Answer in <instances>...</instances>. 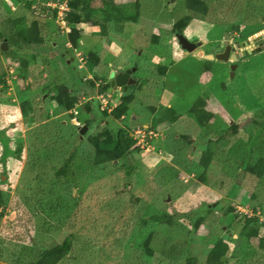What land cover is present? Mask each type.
<instances>
[{
  "label": "rangeland",
  "instance_id": "374dc122",
  "mask_svg": "<svg viewBox=\"0 0 264 264\" xmlns=\"http://www.w3.org/2000/svg\"><path fill=\"white\" fill-rule=\"evenodd\" d=\"M140 1L138 21L126 22L122 31L116 30L110 23L107 24L106 34H102L97 25L82 24L77 47L68 41V30L56 22L47 9L42 10L39 3L32 5V11L26 10L21 3L9 0L1 7L4 12L8 7L10 15L37 19L44 36L43 44L33 45L25 55L28 60L27 78L19 76L17 60H13L10 54L4 56L0 53V74L5 73L9 84V88L0 86V108L5 105L4 110H0V137L8 141L11 147H22L20 159H12L3 172L0 170V187L6 192V205L1 209L0 218L1 264H10L15 258L19 251L18 243L28 241L33 242L36 248L45 247L66 235V225L59 230L52 224L41 228V223L46 219L45 214L40 211L35 215L36 208L35 213L31 210L37 205L38 199L45 197V202H57L61 194L65 197L61 200L64 202L73 197L79 198V201L87 199L82 215H89L94 209L91 208L92 198L86 192L93 188L99 191L97 199L103 203L101 212L110 208L117 215L118 209L125 205L131 216L134 215L133 222L120 223L121 227L117 229L114 227V235L121 243L118 246L110 243L102 250L101 247L86 250L83 241L78 240L79 230L76 228V240L68 256L72 262L66 260L63 264H185L187 257H195L196 264H204L216 236L224 238L229 246L225 264H264V257L256 258L254 254L259 236L264 237V224L260 227L259 236L248 241L238 235L242 225V216L239 217L238 213L257 215L259 222L264 223V178L257 179L247 173L239 175V153L237 146L234 148L235 145H232L234 141L235 144H239L238 141L246 142L248 135L244 131V122L249 119L251 110L261 105L264 46L241 56L231 75L230 64L225 61L206 59L192 52L186 54L180 47L172 23L186 12L183 0H174L172 7L168 0ZM226 1L229 2L222 7L212 6L207 17H192L181 32L189 41H201L200 50L204 54L217 53L226 34L241 44L246 40L253 42L264 33V28H255L256 22L264 19L263 11L257 12L252 19L247 17L241 20L236 28L232 25L237 19L230 10L231 0ZM246 11L251 13L248 7ZM152 34L157 35V40L152 39ZM2 42L0 39V45ZM63 46L68 50H62ZM32 53L36 54L35 59L31 57ZM90 53L97 59L91 69L85 64ZM206 60L211 63L210 70L205 68ZM159 63L167 66L165 74L159 73L156 66ZM127 67H135V79L143 82L145 77L148 82L140 87L136 85L135 101L129 106L130 115L128 119L125 118V122L134 114L136 121L152 124L158 109L165 105H171L180 115L173 123L157 124L153 130L157 133L156 138H151V146L144 149L139 144L140 149L133 150L127 157L125 164L134 165L129 180L125 179L122 160L102 164L91 162L83 167V162L89 160L88 154L93 149L85 135L100 127L95 125L86 128L82 135L77 134L78 125L81 124L75 122L70 111L53 105L42 90L43 85L57 81L76 93L80 78L87 81L85 79L96 75V82L108 81L110 70ZM14 80L19 90L13 87ZM97 90L96 87L95 92L87 97L80 96L79 103L90 99L97 119H100L96 104L103 108L107 106L110 110L119 102L122 92L116 89L111 93L101 92L100 95ZM198 97H207L206 109L215 113L204 126L189 113V108ZM25 99L33 104L34 109L24 117L20 103ZM104 99H108L109 103L104 104ZM73 113L77 111L73 110ZM233 121L239 123V130L231 138L224 129ZM117 122L124 127L123 121ZM139 129L141 133L146 132L142 127ZM54 131H58L61 136L58 141L62 149L58 153L52 148L42 149L43 141L54 144L55 137H49V133ZM129 133L140 138L138 132L135 134L129 130ZM182 134L188 135L191 140V144H184L185 148L181 145ZM221 134L223 138L219 142L225 143L226 152L214 162L218 165H211L207 171L209 184L203 183L198 178L203 172L198 162L200 150L205 147L207 136ZM179 148L182 151L178 155L176 150ZM35 149L37 152L33 153ZM72 152L76 156L72 167L78 181L77 187L69 182L60 184L53 174V167H59ZM36 155H39V164L31 169ZM184 157L188 163H183ZM78 166L82 169H78ZM115 182L118 183L117 187L114 186ZM115 188L119 194L112 196ZM80 190L86 194L80 195ZM125 191L127 194L122 193ZM140 191L143 194H139L140 199H137ZM229 203L235 206L230 215L237 214L232 221L228 217L223 219L221 215ZM206 205L217 208L207 212L200 226L192 230L186 221L189 222L195 214L203 213ZM164 212L175 214L172 225L149 221L146 226H141L139 223L141 216L148 218L151 214ZM64 215L65 221H69L70 216ZM103 217V213H98L95 222ZM94 219L88 222L89 227L95 230V223H91ZM110 220L106 223L109 229L114 222ZM150 229L153 231L150 242L152 255H147L133 242L126 244V238H133L132 231L139 232L140 235L134 236L139 242ZM82 249L84 259L74 263V257Z\"/></svg>",
  "mask_w": 264,
  "mask_h": 264
},
{
  "label": "trees",
  "instance_id": "16d2710c",
  "mask_svg": "<svg viewBox=\"0 0 264 264\" xmlns=\"http://www.w3.org/2000/svg\"><path fill=\"white\" fill-rule=\"evenodd\" d=\"M6 1L7 0H0V26L2 27V29L0 30V39L6 42L7 48L3 50L0 47V53L4 56H8L10 54L13 60H17L16 69L19 72V76L27 78L28 60L26 59L27 57H25V55L30 52L29 48L33 45L38 46L43 44L44 36L41 32L40 22L37 19L33 18L31 20H28L25 15H10L8 14L10 10L8 7L5 9V12L1 11V7H3L4 4L7 3ZM9 1L21 3L28 11H32V5L37 2L39 3V7L42 10L47 9L48 12L51 13L53 19H55L56 17L57 9L52 8L47 4L48 2L56 0ZM183 1L186 7V12L182 17L176 19L172 23V30L174 33H181L183 28L188 24L192 17H207L209 16L208 14L212 6L215 5L219 8L229 2L226 0ZM66 3L68 6V11L66 12L65 20L67 26L69 27V31L66 35L68 41H70L71 45L74 47L78 46V39L80 38L82 32V24L97 25L102 34H106L107 24L110 23L113 24L116 30L122 31L123 26L126 22L138 21L141 9L140 0H66ZM230 3L232 5V8L230 9L232 11L231 13H233L232 15H234L237 19L234 24L232 23V25L236 28L238 27L241 20H244L247 17L252 19V17L255 16L257 12H264V0H231ZM247 7L251 10V13H248V11H246ZM258 23L256 22L255 28H264V19ZM157 38L158 37L156 34H152V39L154 41L157 40ZM64 49L68 50L65 46H63L62 50ZM35 56V53L31 54V57L33 59H35ZM96 60V56L93 53H90L88 55V58L86 59L85 64L89 69H91L96 64ZM12 63L14 64V62ZM156 66L158 67L160 74H165V71L167 70L166 65L159 63ZM205 68L206 70H210L211 68V63H209V61L207 60ZM262 70L264 71V67L262 68ZM4 75V72L0 74V86L9 88V84L6 82L7 80L5 79ZM85 80L87 81H84V79L80 78L79 81H77L76 93H79V96L78 94L72 92L70 87H68L64 83H59L57 81H51L50 83L43 85L42 90L44 94L48 96L49 101L53 105L62 107L65 110L70 111V116L74 117L78 124H85L87 128H92L95 125H98L100 127L99 130L94 132H87L85 135L87 141H89L93 149L88 154V158L91 161H84L83 167H85L86 163L90 165L91 162L93 164H102L106 162L122 160L124 162L123 173L125 175V179L129 180L134 170V165L125 164L127 163V157L133 150L137 151L140 149L138 144H136V139H134L129 134V130H133V127L129 125V121L125 122V118L128 119L130 115L129 106L132 102L135 101L136 96L134 92L136 84H127L123 89H121L122 94L119 97V102L109 111L107 110V107L103 108L97 103L96 108L101 115L99 117L100 119H97V115L95 114L94 107L91 105L90 99L79 103V97H87L91 93L93 94L96 87L100 92H106L109 83L107 81L96 82V80H98V77L96 75L93 78ZM138 82L142 86L148 81L144 77L143 82ZM12 83L13 87L16 88V90L20 89L15 80L12 81ZM260 96L262 100L261 105H256V107L254 108L252 107L253 110H251L249 119L244 122V131L248 135L246 142L238 141L240 143L235 144V141L232 139V141H234L232 145H235L234 148L237 146L236 150H238L237 152L239 153V157L237 159V165L240 170L239 175L247 173L256 177L257 179L264 178V85L262 87ZM4 106L5 105H2V107L0 108L1 111L4 110ZM206 106L207 97H198L189 108V113L192 114L196 121L202 126L207 124L215 116V113L206 109ZM33 109V104L29 100L25 99L21 101L20 110L24 117L27 116V114ZM151 109L153 110L154 106H152ZM73 110H76L77 113L74 114ZM179 116V113L176 111V109L171 107V105H165L158 109L157 115H155L152 124L147 123L146 127L143 125L141 126L145 130H155L157 124L173 123L179 118ZM117 120L123 121L125 123L124 127L121 126V124L118 123ZM75 126L78 127L77 125ZM238 130L239 123L233 121L228 125L226 129H224V132L232 138V136H234ZM78 133L79 130H77V134ZM49 137L51 139L55 137L54 144H50V142L45 143L43 141L42 149L48 150L52 148L53 150H57L56 152L58 153L59 149H62V144L59 145V138H61L59 132L54 131L53 133H49ZM180 138L183 142L181 143L182 146L184 144H191V140L189 139L188 135L182 134ZM221 138H223L222 134L216 135V137L215 135L207 136L205 139V147L201 148L200 150L198 162L202 167L203 172L198 175V178L203 183L209 184L208 180L206 179L207 171L210 170L211 165H218L214 162H216L218 156L226 152L225 143L219 142ZM57 145L59 146L57 147ZM21 149V145L11 147L8 141L6 142V140H3V138L0 137V170L2 172L5 170L6 166H9L12 163V159H20L19 153ZM181 151L182 149L179 148L178 150H176V153L179 155L181 154ZM35 152H37V149H35L33 153ZM75 157V152H72L70 155L64 158L59 167H53L54 178L60 184L69 182L71 185H73V187H77L78 181L75 177V173L72 167ZM35 158L36 159L33 160V165H31V169L39 164V155H36ZM188 162V159L184 157L183 163ZM41 165H43V163H41ZM78 169H82V167L78 166ZM0 182H2L1 177ZM117 184L118 183L115 182L114 186L117 187ZM115 190L116 188L114 189V192L111 193L112 196H114L113 194H119ZM83 191L84 190H80L79 194L84 195L87 193V195L92 198L90 200L92 204L91 208L94 209V212L91 213L92 215H82V211L84 210L83 207L87 199H80L79 201V198L76 199L75 197H73V199L64 202V200L61 201L65 198L62 196V194L58 195L59 197L57 202H53L49 199V201L45 202V197L43 199L41 198L40 200L38 199V201L35 203L37 205H34V208L31 210L35 213L34 210L36 208L37 213H35V215H37L40 211L45 214L44 217L46 219L41 223V228H43V226L52 224L59 230L61 227L66 225V235H63L61 240L45 247L40 246L36 248L33 242L28 241H26L25 243H18V254L10 262V264H63V262H65L66 260L67 262H72L68 256L73 249L74 240H76V228L79 230L77 234L79 236L78 240L83 241L82 245L86 248V250L88 249L89 251H92L95 250L96 247H101L100 250H102V248L108 247L110 243L118 246V243L120 241L117 237H115L113 228L115 227L117 229L118 227H121L122 223L128 224L130 221L133 222L132 220L134 218V215L131 216L132 214H130L128 211L129 208H127L125 205H122L123 207L120 208V210L118 209L117 215H115L114 211L110 208H106L104 212H101V205L103 203L101 200L99 201L97 199V195H99L98 189L93 188L86 193H84ZM122 193L127 194L126 191ZM122 193H120V196L122 195ZM141 193L142 191L137 193V199H140L139 194ZM133 194L131 195L133 196ZM231 196H234V194ZM130 198L131 197H129V199ZM5 205L6 192L0 187V218L2 216L1 209L4 208ZM204 207L205 209L203 213L195 214L191 217L189 222L186 221L188 224L190 223L191 228L194 231L203 222L206 213L211 212L217 208L213 207L212 205H206ZM234 207L235 206L229 203L221 212L222 218L226 219L228 217L230 221H232L237 215H230L231 212H233ZM58 212H60L59 215ZM98 213H103L104 217L102 220L95 222V217L96 215H98ZM64 214H67V217L70 216L69 221H65ZM238 214H240L239 217L242 216V225L238 232V235L246 241L250 240L252 237L259 236L260 227L264 223L259 222L257 215L247 216L245 213ZM174 215L175 214L165 212L154 213L151 214L148 218L141 216L139 218V223L141 226H146L149 221L154 224L172 225L174 222ZM81 218H83L82 221H80ZM91 219H94L93 221H91V223H95V230L92 227H89L90 223L88 221ZM110 219H113L114 222L109 229V225H106V223L110 222ZM228 225L229 223L227 224V226ZM134 232L135 231H132L133 238H131V236L126 238L128 240H126V244H129L128 242H133L137 247H141L147 255H152L153 249L150 247V242L153 239V231L150 229L145 232L142 240H139V242H137V240L134 238V236H137L139 232ZM263 248L264 237L259 236L258 245L254 248V254L256 258H259V256H262V258L264 257V253H262ZM228 249L229 246L224 238H222L221 236H216L212 242V246L209 248L206 254L204 264H225ZM82 252L83 249L74 257V259L72 258L74 260V263H77L81 259H84L82 256ZM185 264H196V258L187 257L185 260Z\"/></svg>",
  "mask_w": 264,
  "mask_h": 264
},
{
  "label": "water",
  "instance_id": "95a60500",
  "mask_svg": "<svg viewBox=\"0 0 264 264\" xmlns=\"http://www.w3.org/2000/svg\"><path fill=\"white\" fill-rule=\"evenodd\" d=\"M169 1V6L172 7L174 0H168ZM177 37V41L182 49H184V53H190L192 52L193 54L203 56L206 59H217L221 61H228L230 60L232 64L230 65L231 68V75H233V69L235 68V62L237 58L242 55V53L238 54L237 56L231 55L229 56L230 52V44H229V38L230 36L228 34L225 35L223 38L224 42L226 43L225 49L221 52H217L214 54H204L203 51H201L198 47L201 45V41H196V42H191L189 41L182 33H176L175 34ZM246 42H243L241 44H236L237 47H241ZM1 49L5 50L7 48L6 42L3 41L0 45ZM235 48V46L232 47V49ZM245 54V53H243ZM135 69L133 68H127L125 70H121L118 72H115L114 70H111L109 73V86H108V91L115 90L117 88H124L127 84H137V80L131 77V72ZM140 87V85H138ZM136 116L134 114L131 115L130 117V125L131 126H137L140 125L141 123L136 121ZM87 126L83 124L79 128V133L82 135L84 131L86 130Z\"/></svg>",
  "mask_w": 264,
  "mask_h": 264
},
{
  "label": "built area",
  "instance_id": "2783aa9c",
  "mask_svg": "<svg viewBox=\"0 0 264 264\" xmlns=\"http://www.w3.org/2000/svg\"><path fill=\"white\" fill-rule=\"evenodd\" d=\"M47 4L51 6L52 8L57 9L56 17H55L56 22H58L62 27L68 30V28L66 27V20H65V15H66V12L68 11L66 0L51 1V2H48ZM104 100H105L104 104L108 103V99H104ZM134 132L135 134L136 132L140 134V138L135 137V135L133 134L132 136L136 139V143L140 144V147L144 149L145 148L148 149V147L151 146L148 139L151 138L152 136H156V133L152 131H148V133L147 132L141 133L140 129H135Z\"/></svg>",
  "mask_w": 264,
  "mask_h": 264
},
{
  "label": "flooded vegetation",
  "instance_id": "af4514ba",
  "mask_svg": "<svg viewBox=\"0 0 264 264\" xmlns=\"http://www.w3.org/2000/svg\"><path fill=\"white\" fill-rule=\"evenodd\" d=\"M232 37H230V40H229V44H230V52H229V56L231 55H234V56H237L238 54L242 53V55H240L235 62V66L237 64V61L240 60V57L243 56L244 54L243 53H248V52H252L254 51L255 49H257L259 46H264V33L261 34L259 37H257L255 39V41L253 42H250L248 40L244 41L246 42V44H244L242 47L238 48V47H235L232 49L233 46H235L236 44H238L239 42H234L232 39ZM191 42H196V41H191ZM202 44V42H201ZM201 46V45H200ZM200 46L198 47L200 49ZM225 46H226V43L224 42V40H222V42L219 44V47L220 49L218 50V52H221L225 49ZM184 51V49H183ZM185 52V51H184ZM225 63H228V64H232V62L230 60L228 61H225ZM128 68V67H127ZM127 68H124L123 70L127 69ZM132 77V73L130 74ZM135 79V78H134ZM109 81V80H108Z\"/></svg>",
  "mask_w": 264,
  "mask_h": 264
},
{
  "label": "clouds",
  "instance_id": "9594fccd",
  "mask_svg": "<svg viewBox=\"0 0 264 264\" xmlns=\"http://www.w3.org/2000/svg\"><path fill=\"white\" fill-rule=\"evenodd\" d=\"M66 27L68 28V31H69V27L67 26V24H66ZM176 34V33H175ZM230 36V35H229ZM229 40H230V38H229ZM230 43V42H229ZM243 43V42H242ZM238 44H240V43H238ZM235 47H237L236 45H235ZM242 47V46H241ZM238 48H240V47H238ZM124 69V68H123ZM122 68L121 69H117V70H115V69H112V70H114L115 72H118V71H121V70H123ZM131 69V68H130ZM135 70V69H134ZM133 70V71H134ZM111 71V70H110ZM133 71L131 72V73H133ZM132 77V76H131ZM134 78V77H133ZM109 80V79H108ZM137 80V79H136ZM108 83H109V81H107ZM140 85V83L138 82V80H137V84L136 85ZM141 86V85H140ZM121 89H123V88H117V90H121ZM116 90V89H115ZM112 91H114V90H112ZM112 91H108V88H107V90H106V92H104V93H107V92H112ZM103 92V91H102ZM121 92H122V90H121ZM97 93L99 94V93H101L99 90L97 91ZM100 95H102V93L100 94ZM108 103H109V101H108ZM169 106V105H168ZM107 107V106H106ZM114 107V106H113ZM107 110L109 111V108L107 107ZM123 117V116H122ZM75 122H77L76 120H75ZM141 123V122H140ZM129 125H130V120H129ZM141 125H143V126H145L146 127V124H140V125H137V126H131V127H133V130L132 131H134L135 129H139L140 127H142ZM79 126V128H80V126H82V125H78ZM139 127V128H138ZM143 129V128H142ZM79 130V129H78ZM144 131H146L147 133H148V131H152V132H155V131H153L154 129H148V130H145V129H143ZM156 133V132H155ZM131 136H132V133H129ZM157 134V133H156ZM133 137V136H132ZM134 138V137H133ZM151 138H156V136H152ZM151 138H149L148 139V141H149V143H150V145H151V142H150V140H151ZM135 139V138H134ZM137 144V143H136ZM138 146H139V144H138Z\"/></svg>",
  "mask_w": 264,
  "mask_h": 264
}]
</instances>
